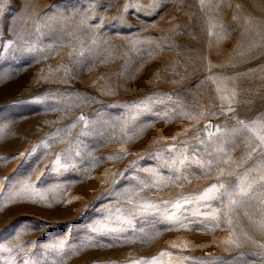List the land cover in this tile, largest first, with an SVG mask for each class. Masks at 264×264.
Instances as JSON below:
<instances>
[{
  "label": "rangeland",
  "instance_id": "374dc122",
  "mask_svg": "<svg viewBox=\"0 0 264 264\" xmlns=\"http://www.w3.org/2000/svg\"><path fill=\"white\" fill-rule=\"evenodd\" d=\"M259 136L264 0H0V264H264Z\"/></svg>",
  "mask_w": 264,
  "mask_h": 264
},
{
  "label": "snow or ice",
  "instance_id": "6c2138e0",
  "mask_svg": "<svg viewBox=\"0 0 264 264\" xmlns=\"http://www.w3.org/2000/svg\"><path fill=\"white\" fill-rule=\"evenodd\" d=\"M206 127H208V126L206 125ZM245 127H247V126H245ZM233 131L235 132V131H239V130H233ZM258 138L262 142H264V136H259ZM213 190H215V192L213 193V195H212L211 198L212 199H218L219 198V189H217V186L216 185H213L212 186V189H209L208 191L209 192H213ZM250 190H251V186L249 185L247 189H245L244 187H238L237 190H236V192H234V193L233 192H229V191H227L225 189L223 194L225 196H228L229 198H231V196H233V195H240V196L247 195L248 191H250ZM231 202L234 204L236 201L235 200H231Z\"/></svg>",
  "mask_w": 264,
  "mask_h": 264
}]
</instances>
